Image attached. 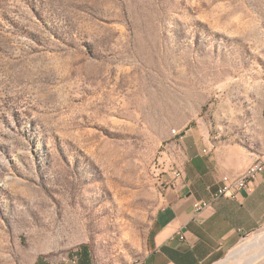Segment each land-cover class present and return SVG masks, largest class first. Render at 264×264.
Returning a JSON list of instances; mask_svg holds the SVG:
<instances>
[{
	"label": "rangeland",
	"instance_id": "1",
	"mask_svg": "<svg viewBox=\"0 0 264 264\" xmlns=\"http://www.w3.org/2000/svg\"><path fill=\"white\" fill-rule=\"evenodd\" d=\"M194 138L264 150V0H0V264L140 262Z\"/></svg>",
	"mask_w": 264,
	"mask_h": 264
},
{
	"label": "crops",
	"instance_id": "2",
	"mask_svg": "<svg viewBox=\"0 0 264 264\" xmlns=\"http://www.w3.org/2000/svg\"><path fill=\"white\" fill-rule=\"evenodd\" d=\"M202 144L194 138L180 145L176 167L183 177L167 189L165 204L153 219L150 248L136 264H217L246 236L264 227V174L251 193L244 190L236 199H212L223 176H240L264 157V150L252 153L233 147L202 151ZM199 200L212 204L196 212L193 204ZM81 264L90 263L83 260Z\"/></svg>",
	"mask_w": 264,
	"mask_h": 264
},
{
	"label": "built area",
	"instance_id": "3",
	"mask_svg": "<svg viewBox=\"0 0 264 264\" xmlns=\"http://www.w3.org/2000/svg\"><path fill=\"white\" fill-rule=\"evenodd\" d=\"M262 174H264V157L249 165L240 176H223L217 190L212 194V199H236L244 190L251 193L253 192L254 183ZM171 175L174 181L180 180L183 177L182 171L174 166H171ZM211 204L210 200H199L193 204V207L196 212H201L208 209Z\"/></svg>",
	"mask_w": 264,
	"mask_h": 264
},
{
	"label": "bare ground",
	"instance_id": "4",
	"mask_svg": "<svg viewBox=\"0 0 264 264\" xmlns=\"http://www.w3.org/2000/svg\"><path fill=\"white\" fill-rule=\"evenodd\" d=\"M263 240H264V236H260V237H258L257 239H254V240H249V241L245 242L242 245V247L236 252H238L239 255H244V254L247 253V251H248V249L250 247H252V246L253 247L254 246L257 247L256 243L261 242ZM263 260H264V246H263V251H261V252H253V254L250 256L249 259L248 258H244V260H243L244 262L241 261V263H244V264H257V263H259V262H261Z\"/></svg>",
	"mask_w": 264,
	"mask_h": 264
}]
</instances>
